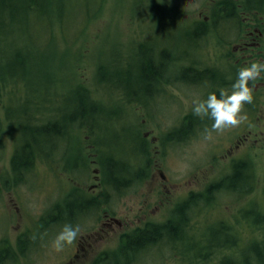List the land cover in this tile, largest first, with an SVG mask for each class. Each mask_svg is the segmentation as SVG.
<instances>
[{
  "label": "rangeland",
  "instance_id": "rangeland-1",
  "mask_svg": "<svg viewBox=\"0 0 264 264\" xmlns=\"http://www.w3.org/2000/svg\"><path fill=\"white\" fill-rule=\"evenodd\" d=\"M192 2L194 1H63L60 9L63 7V11L69 13L71 21L69 23L67 21L63 25L65 35L57 23L52 26L54 40H52L51 45L45 42L46 38L38 41L41 43H39L40 48L47 49L46 51L33 50L30 52L33 56H39L42 59L35 62V65H39V67H36V70L33 69V75L36 77V73L40 74V71L37 72L39 69L50 68V72L52 71L51 73L55 78L67 77V79L70 78L72 85L83 84L89 89L95 102L106 106L105 115L108 113L109 117L101 119L100 124L95 129L88 128V126L82 127L84 124L73 125L64 133L63 141L58 140L54 148L51 149V143L45 146L46 151L43 154L33 153L32 170L29 169L26 172L20 170L17 177L12 167L13 158L17 154L16 148L21 145V141L18 143L15 139L18 126L13 124L15 122L17 124V119L7 118V110L4 107L8 106L7 103L10 105L11 101V107L19 104V98L17 99L20 96L19 86L13 87V85L19 82L25 84L26 80L18 77H7L4 67L9 59L15 62L19 48L9 49L6 58H4L5 56L2 54H5L6 48L4 45L0 46V64L2 65L0 73L6 79L3 82L0 78V243L5 239L8 247L12 249L10 250L11 257L6 259L5 264H19L21 262L19 255L14 253L15 226L19 215L23 217V229L33 224L28 228V241L31 243L36 240L33 243L35 254L31 253L30 255V252L26 251L22 264H63L68 261L67 257H62V252L57 253L52 248V241L68 221L61 220L60 224H57L59 221L54 219V225L46 228V219H43L42 223L36 219L44 213L47 214L51 209H54L56 215L59 213L58 211H63V208L67 206L64 199L68 197V194H72L78 189L83 190L95 171L104 173L103 163L110 158L127 165V167L125 166L127 173L115 171L116 178L129 182L119 187L121 195L110 207L121 214L128 210L134 199L144 198L142 196L147 189L144 184L148 180H136L137 174H150L158 172L157 169L161 168L168 177L176 179L170 180L171 182L180 183L182 182L179 180L180 178H187L192 173H199L200 175L209 173L212 175L210 178H216L214 177L216 174H223V176L232 174L234 164H244L249 182L247 188L251 191L245 193V196H240L236 192L229 191L231 188L226 185L227 180L224 179L225 181H221L220 186L210 188L209 194L206 195L209 197H203V202L197 199V204L190 201L186 203L184 218L189 224L186 228L189 231L197 232V227L201 226V221L204 219L213 223L214 229H218V232L224 236L226 232L231 231V228L224 225L222 221L232 223L230 225L233 226L232 233L234 236L231 238H235L233 241L241 248L239 256L233 257L234 253L231 252L232 250L235 251L233 248L226 249V251L222 250L218 256L215 255L214 264H221L223 257L231 255L227 258L229 261H250L249 257L252 261L253 250L258 247V250L261 251L264 248L263 244L258 243L257 246L251 244L254 238L264 242V226H262L264 223L260 222L262 225L255 224L251 220L254 217L264 218V96L258 100L260 105L256 113L248 105L246 106L245 130L240 132L237 127L227 130L223 134L214 133L213 140L205 141L202 136L204 129L201 130L203 127L198 133H184L181 136L172 132L168 133L181 117L187 115L186 110L192 102L186 94V96L179 97L181 104L176 101L174 96L178 95L173 94L176 90L172 89L174 88L172 85L170 86L172 93L169 91L171 94L169 96L156 95L158 90L155 89H158V86L153 84L152 89H148V92L144 91L147 93L146 96L130 102L123 91L122 93L116 90V87L108 82L98 81L96 76L98 63L103 62L106 65L104 72L113 75L117 71L118 73L122 72L118 75L125 77V80L124 78L121 79L122 83L127 82L128 76L123 73H128V69H131L129 72L133 76L136 75L141 65V56L137 51L141 44L150 42L152 49H154L152 45L159 48L162 45L165 50L168 48L170 51V55L167 56L171 60L170 63L164 62L159 55L154 56L153 50L148 54L149 59L151 57L155 63L167 67L168 72L164 73L162 77L169 80L180 76V72L171 69V64L174 65L172 62L179 60L177 53L181 54L180 51L184 49V54L188 57L186 64L192 62V56H188L187 51H190V43L187 42V36L180 31L178 25L180 16L178 14L181 5L184 13H190L194 6ZM70 17L68 18L70 19ZM70 26L73 27L69 28ZM189 28L186 26L184 29L189 31L191 30ZM41 31L43 32V30ZM2 39L3 37L0 38V40ZM9 39L11 40L12 37L10 36ZM208 44H210L209 39ZM113 60L116 61L114 66L111 62ZM53 64L54 67L52 68ZM181 65L183 66L184 63ZM72 67L74 72H71ZM174 67H179V63ZM232 79L233 77H230L227 81L233 82ZM68 81L65 82L67 85ZM135 81L138 82L136 79L132 80L133 86L137 87L138 83ZM65 83L57 81L52 86L55 94L66 92ZM184 88L190 89L189 86H184ZM21 90L25 92V88L23 89L20 85ZM187 90L185 89V91ZM12 93H14L13 99H11ZM186 93L191 95L189 91ZM206 93L207 90L203 96L199 97L205 99ZM62 96L51 95L53 102L49 104V107L53 111L56 112L54 108L63 105V101L65 106H69L68 98L64 99L69 94ZM253 101H255V97ZM177 108L184 110L179 117H175ZM53 115L56 114L52 111L48 112V116H45L46 120ZM258 116L259 120H257ZM42 118L39 115L36 117L40 120ZM148 125L153 128L150 136H156L158 142L152 143L150 137H143L144 132L150 129ZM248 132L252 133L251 139L237 148L238 140ZM54 141L55 139H53ZM26 146L34 150L37 148L36 145L29 146L27 144ZM27 147L26 151L28 150ZM229 150L235 151L227 157ZM242 188L245 189V187ZM173 194V197L178 198L179 201L184 196L181 192H174ZM15 207L22 213L17 214ZM81 215H72L69 222L78 226L80 234L83 235L93 225L95 219L88 225L81 226L80 220L84 218ZM88 216L89 214L85 217ZM86 227L87 229H85ZM187 229L180 232L181 238L190 237L191 234H186ZM206 231V229L204 231L200 229L201 233ZM229 234L226 233L225 236ZM204 236H208L207 232ZM214 236H216L215 230ZM195 239L191 238L193 243ZM245 239L247 245H244ZM220 240L224 239L221 238ZM161 242L162 246L155 244L145 246L140 253L133 254L130 264H208L210 262L209 259L199 258L200 256H194L193 253L188 255L186 260L173 258L172 250L174 247H178L176 244L179 243L174 244V242L169 243L163 240ZM111 245L112 248L110 245L102 247V253L98 256H105L104 253L109 254L116 247V243L114 246L113 243ZM96 258L76 261L74 264H95L98 262Z\"/></svg>",
  "mask_w": 264,
  "mask_h": 264
},
{
  "label": "flooded vegetation",
  "instance_id": "flooded-vegetation-1",
  "mask_svg": "<svg viewBox=\"0 0 264 264\" xmlns=\"http://www.w3.org/2000/svg\"><path fill=\"white\" fill-rule=\"evenodd\" d=\"M193 1L192 4L194 3V6L191 8L190 13H184L183 6L181 5L180 13L178 14V16H180L178 24L180 26V31L187 36V42L190 43V51H187V53L189 57L192 56V62H187L188 64H186L188 60L187 56L186 59H182V55H185L184 49L180 51L182 52L181 54H177L180 59V70L188 69L190 71L189 74H196L197 77L188 79L181 75L169 80L159 78L156 83L158 89H155L156 91L158 90L156 95H161V97L169 96L171 95L170 92L172 90H170V86L172 85L174 87L172 89L176 90L173 94L178 95L174 97H176V101L179 103V97L188 95L187 97L189 100L193 101V98L196 99L200 98L199 96H203L206 90L207 96L212 93L218 95L221 89L230 91L231 84L234 82L240 68L249 65L253 61H264V0ZM231 6L233 7L232 11H230L232 8ZM227 22L228 25L226 24ZM186 26H189L191 30L188 31V29H184ZM208 39L210 44H208ZM159 53H165L169 56L170 51L168 48L165 50L161 45ZM181 63H184V65L182 66ZM230 77H233V82L227 81ZM184 86H189L190 89L187 90ZM249 86H254L253 96L255 97V101H253V110L256 113L260 105L258 100L262 99L264 96V79L251 81ZM183 88L184 91H182ZM185 89L187 91H185ZM188 91L191 92V95L186 93ZM246 106L247 105H245V111ZM182 111L184 110L177 108L175 117H179ZM186 111L187 115L181 117L177 121V124L174 125V128L169 130L168 133L172 132L181 136L184 133H198L202 127L201 130L205 127H210L212 121L207 119L201 120L193 115L192 102ZM257 120H259V116ZM152 122L154 123V121ZM148 126H150V129L144 132L143 137H150L152 143L158 142L156 136H150L153 128H151V125ZM245 129L246 121L238 127L240 132ZM251 134V132H248V134L240 138L236 147L239 148L242 144L248 142V140L251 139ZM234 151L235 150L231 152L229 150L227 157L232 155ZM157 170L158 172L150 174H137V180H148V182L144 184L147 188L144 196H142L144 198L134 199L133 204L123 214L110 208L117 197L121 195V189H119V186L113 188L105 173H93L83 190L78 189L72 192V194H68V197L64 199L67 205L73 204L87 209L82 214L84 218L80 220L81 226H86L94 219L95 220L88 231L86 230L87 232L85 231L83 235L80 234L72 245L66 246L62 251V257L68 258V261L63 264H74L76 261L93 259L94 257H97V260L95 259L96 261L106 258L109 259L125 246L126 250L136 251V253L130 251L131 257H133V254L140 253L144 247L134 250L133 245L131 248L130 244L134 243L135 239L140 234L145 232L151 233L154 230L159 231L157 232V237L148 242L147 246H152L154 244L162 246V240L169 243L174 242V244L179 243L176 244L178 247H174V250H172L171 255L173 258L186 260L188 255L193 253L194 256H200L199 258L209 259L210 262H208V264H214L213 259L215 260V255L218 256L220 251H226V249L230 250L231 248L235 249L234 252L233 250L231 251L234 253L233 257H238L241 248L233 241L235 238H231V236H234V233H232L233 226L230 225L232 224L231 222L222 221L224 225L231 228V231L226 232L230 233L228 236L221 237L224 240H215V225L204 219L201 221V226L197 227V232L189 231L186 228L189 224L187 222L185 223L187 235L191 234L189 236L192 239L196 238L194 243L190 237L185 239L179 237L170 238L166 237V235L162 234L160 231L161 228L172 221L174 213L178 211L179 206L186 205L188 201L197 204V199L203 202V197L209 194L208 191L211 190L210 188L220 186L221 181L224 182L228 180L232 174L224 176L223 174H216L214 175L216 178H210L212 175L209 173H203L202 175L199 173H192L187 178H180L179 180L182 182L177 183L171 182L170 180L176 179L168 177L161 168ZM221 176L223 177L221 178ZM113 177L115 178L116 176L113 175ZM126 182L129 181L125 180L122 184ZM229 191L236 192L240 196H245V193L247 194L251 190H242L239 188ZM174 192L183 193L184 196L181 197L180 201L178 198L173 197ZM67 199L69 200L67 201ZM15 208L17 214L22 213L17 207ZM87 214H89V216L85 217ZM55 216L54 209H51L47 214H42L36 220L42 223V220L46 219L45 224L47 225L46 228H48L50 225H54ZM17 217L14 253L15 255H19L21 259L19 264H22L23 256L26 251L30 252V255L31 253L35 254L33 251V243L36 240L30 243L27 239L28 228L33 224L23 229V217L21 215ZM69 217L71 218V216ZM67 221V223H70L69 220ZM57 224H60V222ZM182 225L184 224L181 221L179 229H181ZM85 229H87V227ZM200 229H202V231L206 229L208 236H204L206 232L201 233ZM193 234L194 236H192ZM186 241H189V243H187L188 246L183 243ZM111 243H113V246L116 243V247H114L109 254L104 253L105 256H98L102 253V247L110 245L112 248ZM258 243L263 244L264 242L261 240L257 241L255 238L251 242V244H255L256 246ZM244 245H247L246 239ZM256 249H258V247ZM10 250L12 249L8 247L7 241L3 239V242L0 243V264H5L6 259H10ZM231 256L223 257L221 264ZM163 257L162 255V258Z\"/></svg>",
  "mask_w": 264,
  "mask_h": 264
},
{
  "label": "trees",
  "instance_id": "trees-1",
  "mask_svg": "<svg viewBox=\"0 0 264 264\" xmlns=\"http://www.w3.org/2000/svg\"><path fill=\"white\" fill-rule=\"evenodd\" d=\"M63 1L65 0H0V38L3 37V39L0 40V46L2 47V45H4L6 48L5 54H2V56H5L4 58H6V54L9 49L19 48V50H17L15 62L9 59L6 63V66H4L6 70V76L18 77L19 79L26 80L25 84L19 82L18 84L13 85V87L19 86L18 88L20 96L17 97V99L19 98V104L11 107V101L10 105L7 103V108L4 107V109L7 110V118L11 117L13 120L17 119V124L16 122L13 124L14 126H18L16 135L17 137L15 139L18 143L21 141V145H18V148H16L17 154L12 161L13 172L16 177L19 175L20 170L22 172H26L29 169L32 170L31 163L34 161V158L32 159L34 155L33 153L43 154L46 151L45 146L51 143V149L54 148V145L57 144L58 140H60V142L63 141L64 133L73 125L84 124L82 127L88 126V128L92 127L95 129V127L100 124L101 119L109 117L108 113L105 115V109H107L106 106L95 102V100H93L91 97V92L83 84L72 85L70 78L67 79V77L63 79L55 78L53 73H51L52 71L50 72V68L39 69L37 72L40 71L41 73H36V77L33 75V69L39 67V65H35V62H39L42 59H40L39 56H33L30 52H33V50L38 52L46 51L47 49L40 48V42L38 41L46 38L45 42H48L51 45L52 40H54V31L52 26L57 23L59 28L63 31V25L65 22L68 21L69 23V21H71L69 13H65L63 11V7L60 9ZM66 1L68 2V0ZM100 6L101 4L99 5V9ZM232 10L233 7L230 11ZM68 17H70V19ZM226 24L228 25V22ZM71 27L73 26H70L69 28ZM201 27L203 28L202 25ZM41 30H43V32ZM10 36L12 37L11 40L9 39ZM150 46L151 42L140 45L137 52L141 56V65L138 68V72L134 76L131 74V72H129L131 69H128V73H123L127 74L128 76L127 82L122 83L121 79L124 78L125 80V77L118 75L122 72L118 73L117 71V73H114V75L104 72L106 71V65L103 62L98 63L96 75L98 81L101 82L102 80L105 81V83L108 82L110 85H114L116 90L124 92L125 96L130 102L139 100L140 98L146 96L147 93L144 91L148 92V89H152L153 84L156 86L158 79L164 78L162 77L164 76L163 74L168 72L167 67H162L159 63H155L154 60L152 61L151 57L149 59L148 54L153 50L154 56L159 55V57L167 63H170L171 61L166 57L167 54H160L158 52V46L152 45L154 46V49H152ZM182 59H186V55H182ZM50 62H52V60H50ZM111 62H113L112 66L116 64V61L114 62V60ZM179 62L180 59L176 62H172L174 65L171 64V69L180 72V76L182 75L188 79H194L197 77L196 74H189L190 71L188 69L180 70L179 67H174ZM1 67L2 65L0 64V68ZM51 67L53 68L54 64ZM71 72H74L73 67ZM2 75L3 74L0 75V78L3 80V82H5L6 79L4 78V75ZM135 79L138 81H135L138 83L137 87L133 86L132 80ZM67 80H69L68 85L65 83ZM57 81L65 83V93L62 92L61 94H55V91L52 90V86ZM20 85L23 89L25 88V92L23 90L20 91ZM65 94H69L68 97H64V99L68 98L69 106H65L63 101V105L58 106V108H54V106L53 108L56 109V112L53 111V109L49 107V104L53 102L51 95L64 96ZM13 97L14 93H12L11 99H13ZM247 105L253 111V103ZM51 111L56 115H53L46 120L45 116H48V112ZM37 115L42 116L43 118L41 120L36 119ZM37 122L39 123L36 124ZM53 139H55L54 142ZM26 143L29 146L36 145L37 148H35V150L29 148L26 146ZM142 144L145 146L143 141ZM26 147L28 149L27 151L25 150ZM142 148L143 147H141V149ZM125 166L127 167V165H124L115 159L113 160L112 158L103 163L104 173L107 174L109 183L113 188H117V186L120 187L121 184L125 182L124 179L113 177V175L116 174V170H119L118 172L120 173H127ZM247 179L248 177L246 175V170L244 169V164L236 163L233 165L232 175L226 181V185L231 189H241L242 187L248 189L247 186L249 182ZM243 189L244 188H242V190ZM86 210L87 209L80 206L68 204L65 208H63V211H58L59 213L55 216V219L57 222H61V220L67 222V220L70 219L69 216L83 214ZM185 214L186 208L184 204L178 207V211L174 213L172 221L160 229L161 233L166 235V237L181 238L180 232L186 229V221L184 218ZM251 220H253L255 224L264 223V218L254 217ZM181 221L184 225H182L181 229H179ZM215 231V240H220L223 234L218 232V229H215ZM157 232L159 231L154 230L151 233L145 232L140 234L135 239L134 243L130 244L131 248L132 245L134 250L147 246L148 242L157 237ZM225 235L226 233L224 236ZM183 243L186 244V242ZM187 243H189V241H187ZM130 251L126 250L125 246L111 258L99 260L95 264L102 262L106 264H130L133 259V257L130 255ZM131 252L134 253L136 251ZM253 252L252 261L249 257L250 261L244 260V262H237L235 260H226L223 264H264V248L261 251L255 249Z\"/></svg>",
  "mask_w": 264,
  "mask_h": 264
},
{
  "label": "clouds",
  "instance_id": "clouds-1",
  "mask_svg": "<svg viewBox=\"0 0 264 264\" xmlns=\"http://www.w3.org/2000/svg\"><path fill=\"white\" fill-rule=\"evenodd\" d=\"M264 61H253L239 69L230 91L221 89L219 94H209L205 99L196 98L192 101V113L201 120L212 121L202 133L205 141L214 139L213 134H223L227 130L239 127L247 120L245 105L253 103L254 86L251 81L264 79ZM80 234V228L65 223L55 239L52 248L57 253L66 246L72 245Z\"/></svg>",
  "mask_w": 264,
  "mask_h": 264
}]
</instances>
